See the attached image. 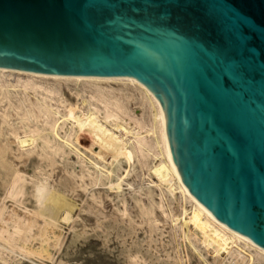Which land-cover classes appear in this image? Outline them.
<instances>
[{
    "label": "water",
    "instance_id": "1",
    "mask_svg": "<svg viewBox=\"0 0 264 264\" xmlns=\"http://www.w3.org/2000/svg\"><path fill=\"white\" fill-rule=\"evenodd\" d=\"M0 68L139 82L189 193L264 250V0H0Z\"/></svg>",
    "mask_w": 264,
    "mask_h": 264
},
{
    "label": "bare ground",
    "instance_id": "2",
    "mask_svg": "<svg viewBox=\"0 0 264 264\" xmlns=\"http://www.w3.org/2000/svg\"><path fill=\"white\" fill-rule=\"evenodd\" d=\"M63 85H74V98L61 96ZM80 87L100 96L101 107L93 106ZM47 92L53 95L54 105L44 100ZM136 100L140 114L126 105ZM2 123L7 126L2 137L9 141L11 135L13 140L7 149H3L6 145L0 147V264L51 263L56 253L60 254L57 264H66L74 260L76 245L90 237L100 239L99 248L118 251L122 264H209L201 247L211 253L213 264L264 260L262 248L215 219L189 193L172 160L163 112L153 95L134 79L0 68ZM137 139L154 160L148 170L156 180L143 185H134L132 176L136 169L133 156L141 157ZM69 153L83 164L79 171L68 160ZM14 158L26 170L17 167ZM145 189L161 201L177 202L178 208L169 210L164 218L171 225V230L166 229L177 239L176 250L184 247L183 256L173 248L170 232L160 230L161 239L159 236L156 243L152 228L150 233L138 228L142 223L134 219L145 221L142 205L133 209L134 215L123 209L120 215L101 222L83 209L82 222L68 226L70 237L66 238L64 224L77 207V190L90 191L85 205L93 210L105 199L123 206L129 199L140 204L138 195ZM112 240L116 242L110 246Z\"/></svg>",
    "mask_w": 264,
    "mask_h": 264
},
{
    "label": "rangeland",
    "instance_id": "3",
    "mask_svg": "<svg viewBox=\"0 0 264 264\" xmlns=\"http://www.w3.org/2000/svg\"><path fill=\"white\" fill-rule=\"evenodd\" d=\"M111 84H112L113 87L114 86L117 87L116 84H114V83H111ZM46 86L49 87V89H50L51 85L48 84ZM80 88L83 91V93L85 95V98H87L91 102V104L93 106L101 107L102 98L100 96L96 97V96L92 95L89 92L88 87H86L87 90H86L85 87H83V88L80 87ZM130 91L132 92V89H130ZM73 92H74V85H63L62 89H61V94H62L61 96L63 98H66V99L70 100L71 98H74V95L72 94ZM132 93L136 94V92L134 90H133ZM44 100L46 102H48L49 104H51V105L55 104V100L53 99V95L50 92L45 93ZM126 105H127L128 108L134 110L135 112H137V113L139 112V114L142 112L140 107H139V102L137 100L136 101H131V102L127 103ZM6 128H7V126H5L4 123L0 124V147L3 148V145H6V146H4L3 149H7V147L11 146L12 143H10V142H12L11 140H13L11 138L12 137L11 135L8 136L9 137V141H7L4 137H2V130H5ZM3 139H5V140H3ZM137 142H138L137 146H138V149L140 151V156L141 157H140V160H138L136 155L133 156V160L135 162V168L136 169L132 173V176H133V179H134V185H138V184L139 185H141V184L143 185V184H146V182H148L149 180H151V181H155L156 180L154 176L149 174V170H148L150 165L153 163L154 160L151 159L150 153L148 151H146L142 146H140L141 139H137ZM68 160L75 164V167H76L75 170L76 171H79L81 168H83V164H81L79 162L78 158L73 153H69ZM13 163L17 164V167H18V165H20L21 167L19 166V168H21L22 171H24V169L26 170V168L23 167V164L21 163V160L19 161V159L14 158L13 159ZM58 166L61 167V164H58ZM88 196H90V191L89 190H88V192L87 191L85 192L83 190H77V192L75 193L74 200L76 202V206L77 207L73 210L72 214L69 215V219H71V220L67 221V223L64 224V233H65L66 238L70 237V234L67 232L69 227H71L75 223H80V221L82 222V218L85 215V213L83 212V209H85V212L87 214H92V216H97V218H99V222H101V221H104L105 218L113 217L115 215H120L122 213L123 209H125L127 211V213H129V214H133V213H135V211L139 210V207H141V205H142V207L146 210L144 213H141V216L145 220L144 223L138 217H136L134 220L137 223H140V224L142 223L143 224V225L141 224L142 226L139 225L138 228L141 227V229L147 230L148 232L152 228L150 230V232H151V234L152 233L154 234L156 232L154 234L155 236L153 234H152V236L156 238V240H157L156 243H159L158 242L159 241V239H158L159 236H160V239H161V235L159 233L160 230L161 231L165 230L164 232H170L166 228H169L171 230V228H170L171 225H170V223H168L169 221L165 220V218H164L165 217V213L168 214L169 210H171V209L174 212L175 209L178 208V205H177L176 201H173L171 199L170 200L168 199L167 201H161L157 194H154V193L148 194L146 189L144 191L140 192V194L138 195V199L140 197V199H139L140 200V204H137L138 206L134 203V201L132 199H129L128 202L126 203L128 205H124V206L121 203L119 205H117L118 203H112V202H110V201L105 199L102 205H98L93 210H90V209H87V207L85 205L86 202L89 200ZM159 200H160V202H159ZM159 203H161V205L163 204L162 207L159 205ZM90 217L91 216H89V218ZM170 233H171V236H172V232H170ZM171 240H172V244L175 245V246L173 245V248L176 250L175 247H177V244H176V240L177 239H175V238L173 239V236H172ZM99 242H100V239L90 237L88 239V241H86L85 243H83V244L79 243L78 245H76L75 251L73 250L74 254H73L72 258H74V260H73L74 262L70 261V262H68L66 264H74V263L75 264H77V263L78 264H116L117 262L120 261L119 259H117L118 251H113V252H109L108 251L107 252V250L99 248V247H101L99 245ZM112 242H114V243H112ZM115 242H116L115 240H112L110 242L111 245H110V243H109V245L112 246L113 244H115ZM87 248L91 249V250H88ZM179 248L176 251H180L181 255L183 256L184 255L183 251H185L184 247L182 246V248H181V246H180ZM63 249H65L64 246L61 248V250L64 251ZM202 250L204 251V253L203 252L202 253L208 259L209 264H211V262L213 264L211 253L207 252V250L205 248H203V247H201V251ZM91 251H92L93 255H92ZM102 251H103V253H102ZM116 252H117V254H116ZM205 252H206V254H205ZM112 255H115V256H112ZM59 258H60V254L56 253V255L54 257V262H51V263L50 262H45L44 264H57V261L59 260ZM115 260H117V261H115ZM263 261L264 260H261V261H259L256 264H264ZM120 263H121V261L119 263H117V264H120ZM22 264H31V263H29L27 261H24Z\"/></svg>",
    "mask_w": 264,
    "mask_h": 264
}]
</instances>
